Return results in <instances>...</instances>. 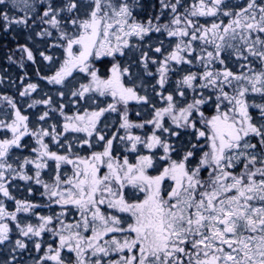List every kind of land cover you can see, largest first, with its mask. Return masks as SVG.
I'll list each match as a JSON object with an SVG mask.
<instances>
[{
  "label": "snow or ice",
  "instance_id": "6c2138e0",
  "mask_svg": "<svg viewBox=\"0 0 264 264\" xmlns=\"http://www.w3.org/2000/svg\"><path fill=\"white\" fill-rule=\"evenodd\" d=\"M221 3L222 0H192L183 13L178 12L176 4L171 5L173 18L163 28L169 37L180 40L162 61H152L160 65L157 69L160 77L158 85L164 88L170 62L193 63L186 58L196 52L193 42L212 44L216 39L224 41L229 34L233 40L239 34V39L247 45L251 56L260 60L261 69L257 71L248 67L247 74L243 71L244 65H241L239 74L227 67L223 71L210 70L209 65L214 60L224 64L219 59L222 45L217 43L215 52L208 51L206 57H196L204 65L205 71L202 74L190 72L177 81L176 96L169 93L165 97L162 92L159 93L165 106L154 107L152 119L143 124H134L128 119L129 101H148L147 96L137 93L135 86L129 87L123 82L122 77L129 70L113 63L110 75L102 78L99 70L90 64V58L110 56L115 59L117 54L123 55L124 48L129 47V37L143 39L153 30L160 32L161 26H153L151 20L147 24L136 21L127 0H119L118 3L114 0H93L94 6L87 18L70 19L75 29L73 32L63 30L61 13L77 10L76 0H67L59 7L54 0H50L42 15H39L42 23L59 30L65 53L56 72L45 79L49 83L63 85L74 70H79L86 73L90 80L72 91V97L83 98L86 93L96 91L100 95L110 94L113 98V103L107 108L84 115L66 116L64 131L83 132L91 138L97 132L100 117L106 111L116 112L117 105H123L120 129L125 130L126 135L119 139L129 142L133 152L137 151L138 145L148 150L162 148L164 156L159 159L165 161L167 166L158 175H149L148 170L155 167L152 154L138 155L135 163H130L125 156L121 162L113 156L116 134L106 140L103 151L92 152L89 157L72 158L69 154H58L50 150L44 137L52 136L58 142L59 134L53 135L43 128L30 132L29 117L22 115L12 99L4 97L14 109V116L10 123L0 120V128L12 133L10 139H0V193L11 198L10 174L25 181L33 180L34 177L24 171L28 165L34 166L35 183L42 184L41 170L49 167L48 161H54L56 176L51 185L43 184L45 194L50 199L54 198V203L62 208L74 206L80 214V219L75 223H65L59 219L66 214L62 211L55 217L39 216L38 225L16 224L24 237H40L47 230L52 231L58 239L56 247L49 244L45 254L35 264H47L48 261L66 264L62 255L65 249L75 254L70 264H104V259L112 253L117 254V259H109L108 264H264V123L254 122L249 112L250 107L259 108L260 119L264 121V104L250 105L247 99L250 92L264 96V0L261 3L248 0L247 6L239 11L224 12V16L232 17L226 25L221 21L205 27L194 22L195 17L217 16ZM17 4H23V18L15 19L7 12H0V19L9 24L27 25L28 20L37 15H29L36 5L30 0H12L13 8ZM0 5H5V0H0ZM254 32L256 35L253 38ZM39 35L50 36L51 33L45 30ZM186 37L190 39H184ZM21 50L27 54L28 60H33L30 49L21 46ZM155 51L162 53L160 47ZM237 53L243 59H248L239 49ZM41 56L45 60L53 59L43 53ZM143 63L147 69L146 58ZM197 80L202 81L198 86ZM197 87L211 88L215 94V112L211 116L206 117L201 111V106L212 100L211 95L207 98L202 93L199 98L193 95L191 102L178 107V98L182 102L186 90L191 89L195 93ZM229 88L232 89L231 94L227 90ZM36 89L37 85L30 83L20 95L27 96ZM34 103L50 105L51 98ZM62 109L61 105V115ZM48 115L47 111L44 112L39 120L44 121ZM165 117L170 118L176 128L190 127L196 130L198 138L205 139L206 144L200 146L202 155L195 167L191 166L190 161L194 158L197 145H193L179 159H172L176 149L156 134V130H160L169 135H178L164 127ZM198 122L202 125L200 129L196 127ZM145 124L154 126L151 135L142 138L132 134L131 129L144 128ZM52 128L54 132L55 125ZM29 134L36 138L38 144V148L32 149L36 154L35 159L24 158L13 168L12 164L7 163L9 150L13 146L19 147L21 139ZM252 136L259 137L262 150L258 154L257 145L248 142ZM97 138L98 141L106 139L99 134ZM82 144L91 147L89 139H84ZM204 147L207 151L203 150ZM71 148L72 145L68 144L69 153ZM63 164L73 166V174L64 180L60 172ZM238 164H243V168L240 173L234 174L232 169ZM102 167L107 168L103 174ZM202 171H207V177H202ZM166 179L172 182L168 188L163 186ZM128 186L142 194L143 198L135 194L126 198L125 189ZM102 206H106L108 211L103 210ZM35 207L27 201L17 200L16 210L9 212L0 202V242L8 240L10 227L6 220L17 221V213H27ZM54 219L59 221V229L48 227ZM15 243L13 251L27 247L22 240L18 239ZM35 249L40 251L42 244L36 242Z\"/></svg>",
  "mask_w": 264,
  "mask_h": 264
},
{
  "label": "rangeland",
  "instance_id": "374dc122",
  "mask_svg": "<svg viewBox=\"0 0 264 264\" xmlns=\"http://www.w3.org/2000/svg\"><path fill=\"white\" fill-rule=\"evenodd\" d=\"M30 2H34L36 7L32 9L31 12H29L30 16H33V14H37L33 16V19H29L27 25L24 24H17V23H11L9 26L6 27V30L8 31V34L10 35V44L12 46L11 55L8 56L6 53L3 54V51L0 55V120H4L8 122L9 120V113H11L14 109L10 104L7 103L3 98L8 97L12 99L17 108L20 109L22 115H26L29 117L28 120V127L31 131H36L38 129H47L49 132L53 133V135H58L59 137H62L59 142L60 145H64V150H66L68 142L71 137H73L70 134H64L65 131L63 129V125L66 122L65 117L71 116V108L69 107L70 104L74 105V103H78V108H97L99 105V101H108L106 98V95L104 98H98L99 92L93 91L90 93H86L85 97H72L71 92L76 91L79 88L80 84H86L87 81V74L82 73L79 70H74L73 75L71 77H68L66 79L65 84L63 85H56L49 83L47 79L42 77H49L53 75L56 70L59 68L60 64L63 62L64 59V48L61 46L63 44V41H61L59 37V30L56 28L51 27L50 25L44 24L39 19V15H42L44 9L46 8L47 4L50 2V0H30ZM114 2L118 3L119 0H114ZM128 4L130 5V10L132 12L133 18L138 21L142 22L144 24H147L149 20H151L153 26H161V31H151L149 32L143 39H140L139 37H129V47L124 48L123 55L117 54L115 59L110 56H101V57H94L90 58V64L96 68L98 66L105 67L107 70H110L113 63H118L120 67L127 68L129 72L132 73L131 80H126V78L123 76L122 80L125 83L126 86H129V84H135L136 83V91L141 96H147L149 98L150 92H151V84L157 83L159 80V73L157 69L159 68V63H152L153 60L155 61H162L165 56L168 55L169 52H171L176 43L179 42L180 38L178 37H169L167 35L166 30L163 28L164 25L170 24L171 19L173 18V13L171 10V5L176 4L177 10L179 13H183L185 8L188 7L192 0H179V3H177V0H127ZM54 3L59 7L63 6L67 3V0H54ZM76 3L78 5L77 10H74L72 13H68L67 11L61 13V24L63 27V30L68 32H73L75 29L72 27L70 23L71 18H79V19H85L87 18L88 13L92 10L93 0H76ZM248 3V0H222L220 10L215 17L211 16H200L195 17L194 22L198 23V19L204 18L207 22H213L217 19L221 20H229L232 17H226L223 15L224 12L227 11H239L240 8L246 7V4ZM6 5V6H5ZM5 5H0V12H7L10 17H13L15 19H21L24 17L25 13L21 11L23 8V4H17L15 8H13L12 0H5ZM164 5H168V7H165ZM159 17V19H157ZM164 19L168 21H164ZM199 24V23H198ZM206 24V23H205ZM4 20L0 19V29L4 28ZM66 25V27H64ZM50 32L51 35H39V33H42L44 31ZM254 38V37H253ZM184 39H190V37H186ZM222 45V49L226 51L233 52L234 56L231 54L224 56V58H219L224 61V64L222 66H227L230 69L241 72V65H244L243 71L245 74H247L248 67H252L253 63H251L252 60L243 61L239 59L240 56H238L237 50H241L242 47H245L243 41L239 39V34H237V38L233 40L231 38V34L225 37L224 41H220ZM113 43L115 41L113 40ZM21 45L26 46L28 49H30L33 52V60L26 58H21L20 56H23L20 52ZM203 45V46H202ZM207 43H202L201 41H195L193 42V47L196 49V52L192 55H188L186 58L193 61L192 64H187L186 67L184 66V63L177 64L173 67L175 69L172 70L170 73L171 78H174L175 80H168L170 82L169 88L174 93L176 84V77L177 73H184L188 74L190 72L195 73V68L197 66L204 67V65L196 59V57H199L201 55L206 57V53L209 49L206 48ZM231 45V47H229ZM157 47H160L162 49V53H157L155 49ZM259 47V46H257ZM220 49V50H222ZM2 50V49H1ZM78 50V49H77ZM38 53H44L47 52L46 56H51L53 59L51 61L45 60L44 58H40L35 55L36 52ZM146 54V57H145ZM244 56H246L244 54ZM147 59V69H145L143 60ZM219 60H214L213 62L218 63ZM174 63V62H173ZM7 65L9 69H5L4 65ZM181 65V66H180ZM46 67L51 69V73H46L44 76L40 77V74L38 73L37 69L40 67ZM255 66V65H254ZM259 71L260 69H256ZM22 71V74L20 73ZM154 72L155 79H151V73ZM204 72V71H203ZM203 72H197V74H202ZM9 73V75L7 74ZM179 73V74H180ZM168 75V74H167ZM150 77V78H149ZM9 78V79H8ZM11 78L16 79L17 82L11 83ZM36 84L37 89L34 92H30L27 96H21L20 93L24 91L26 86L28 84ZM202 83V81L197 80L196 84L197 86ZM133 86V85H132ZM235 86V82H234ZM211 89V88H208ZM203 89H200L197 87L196 92L193 93L191 89L186 90V96L189 99L193 98V95L196 97L200 96ZM204 91H208L207 89H204ZM63 92L64 95L61 96L60 93ZM9 93L11 94L10 97ZM199 93V94H198ZM211 93V92H210ZM206 94V93H205ZM208 95V94H206ZM51 98V104L50 105H44L42 103H34L35 101H42L44 99ZM157 98H155L156 100ZM247 99L251 102V104L260 105L264 104V96H261L260 93H249ZM98 102V105H95L94 102ZM154 101V100H153ZM152 101V102H153ZM158 103V102H157ZM61 104L63 106V115H61ZM132 101H129L127 105V112L128 115L135 116V114H138V116H143L147 118L146 115H148V104L147 102H138L136 101V104H132ZM29 105H32L29 107ZM256 108V107H255ZM259 110V108H257ZM48 112L49 115L44 121H40L39 117L44 113ZM68 111V112H67ZM124 111V107L122 112ZM114 115L112 112H109V119L111 121H115L116 117H113ZM254 122L257 124L264 123L260 118L253 119ZM109 124H112V122H109ZM115 124V123H113ZM143 124V123H140ZM55 125V131L53 132L52 126ZM148 124H145V128ZM165 125V123H164ZM149 126V125H148ZM147 129V128H146ZM132 130V129H131ZM171 130V129H170ZM189 131L192 130V128H188ZM158 130H156L157 132ZM187 131V133L179 132L178 135H170L175 136L178 138L180 136H183L182 139V146L187 147V150L192 149L193 145H197V138L195 134L190 133ZM134 133L140 134L143 136V133L146 132L145 129L139 128V133L136 131H132ZM175 133V131H174ZM12 136V134H11ZM64 136V137H63ZM75 136V135H74ZM125 136V135H122ZM160 136H164V134H160ZM186 137H189L186 142ZM9 139L7 130L4 128H0V139ZM82 140L84 139V136L82 135L80 137ZM88 137H86L87 139ZM177 140V141H178ZM259 142V140H257ZM44 142L49 145V148H56L57 140H54L52 136L44 137ZM65 142V143H64ZM126 140L121 141L119 139V143L123 146L127 145ZM72 148H73V144ZM82 141L79 143V141H75V149L77 147L82 146ZM115 145V143H114ZM131 146V145H130ZM38 148V144L36 142V138L32 135H25L21 139L20 146H13L9 150V156L7 158V163L12 164L13 168H16L19 163H22L24 158L34 159L35 153H33L32 149ZM259 153L261 151H258ZM196 150H194V158L190 161L191 166L195 167L196 165ZM258 154V153H257ZM51 164V163H49ZM259 166V165H257ZM24 171L28 174L33 176V180L26 181L27 184L22 183L25 182L23 179H20L19 177H15V174H10L9 179V193L11 198H6L3 196L2 193H0V202H3L6 209L9 212H14L16 210V201H27L29 203H32L31 201H36L39 194L43 195L45 194V189L42 184H36L35 183V169L33 165H28ZM233 171V170H232ZM234 172V171H233ZM55 174L54 167L49 165L48 168L41 170V181L43 179H48L49 181H52V176ZM202 175V174H201ZM204 175H208L207 171L204 172ZM171 182L170 180H168ZM169 185L166 184V188H168ZM38 194V195H37ZM34 204V203H32ZM36 205V204H34ZM53 205V204H51ZM37 206V205H36ZM38 207V206H37ZM35 207L31 211L25 213V212H19L17 213V221H11L10 219H7L6 222L9 223L10 232L8 234V240L0 242V264H35L37 260H39L40 256H43L44 254L40 253L35 249V243L40 242L38 240L39 237L35 236H29L24 237L19 232V230L16 227L17 223H20L21 225H25L28 223H31L33 225H38L40 223L38 217L39 216H51L49 215L48 211H50V208H43V211H37L40 208ZM52 207V206H51ZM77 218V220H79ZM75 220V222L77 221ZM70 223H73L74 221H69ZM50 229H58L57 226H55V221L51 225H49ZM54 227V228H53ZM44 233H49L48 237L50 239H55L54 241L58 243V239L52 235V231H45ZM87 235H90V233H87ZM110 238V237H106ZM22 240L27 247L25 249H17L16 251H13V249L16 247V240ZM46 251V250H45ZM45 253V252H44ZM66 260V264H70L71 260L75 259L74 253H69L67 249L64 250L62 253ZM13 257L15 259L13 260ZM117 259V254L112 253L108 258L104 259V264H108V260ZM47 264H54L52 261H48Z\"/></svg>",
  "mask_w": 264,
  "mask_h": 264
},
{
  "label": "flooded vegetation",
  "instance_id": "af4514ba",
  "mask_svg": "<svg viewBox=\"0 0 264 264\" xmlns=\"http://www.w3.org/2000/svg\"><path fill=\"white\" fill-rule=\"evenodd\" d=\"M261 2H262V0H257V3H261ZM246 6H247V4H246ZM221 21L225 25L228 24L227 20H221V19L220 20L217 19V20H215L213 22H207V21H205L204 18H200V19H198L197 22L199 23V25H202V26H205V27H210V25L212 23H220ZM7 26H9V23H6L4 21V25H3L4 28L0 29V55H1L2 51H3V54H5V56H6V53L8 54V56H10L11 55L12 46H11V44L9 42L10 41V35L8 34V31L6 30ZM238 33H239V30H238ZM255 35H256V33L254 32L253 33V37H255ZM262 38H264V35H262ZM201 42L204 43V41H201ZM217 43L218 44L221 43L219 39H216L215 43H212V44H208L207 43L206 48L209 49L208 51L215 52V44H217ZM240 51L243 52V54H245L248 57L247 60H252L251 63H253V66H252L253 68L261 69L262 65H261L260 60L251 56V54L247 51V46L242 47V49ZM20 52L22 53V50ZM46 53L47 52H44L43 54H46ZM229 54L232 55L234 53L231 52V51H226V50L222 49V50H220V57L219 58H224V56L226 57V55H229ZM35 55L40 57V58H43L41 56V53L36 52ZM232 56H234V55H232ZM21 58H24V60H25V58H26L25 52L23 53V56H20V60H21ZM239 59H241L243 61H247V60L243 59L242 57H239ZM175 65H176L175 62L174 63L170 62V64H169L170 71H169V73L167 75V82H166V84H165L163 89L160 88L158 83L151 84V92H150L151 96H149L148 101H147V104H148V115H146L147 118H145L143 116H140V115L138 116V114H135V116L128 115V119L131 122H133L134 124L144 123L145 121L152 119V116L154 114V107L155 108H160V107H164L165 106V102L163 100H161L160 95H158L159 93L162 92L163 96H165V97L169 93H172L174 96L177 95L176 91H174V93L171 91V89L169 88L170 82H168V80H170V79L171 80H175L174 78H171V76H170V73L172 72V70L175 69V68H173ZM222 65L223 64H220L219 61H218V63L217 62H213L212 64L209 65V69L210 70H214V71H216V70L223 71V69L225 67H227V66H222ZM4 67H5V69H7V68L9 69V67L6 64L4 65ZM183 67H186V63H184ZM227 68L230 71H232L233 73L239 74V72L234 71V70L230 69L229 67H227ZM95 69L99 70L98 74L101 75L102 78H107V76L110 75V70H107L105 67L98 66ZM194 70H195V73H196V71L197 72H203V71H205V67L197 66ZM37 71L40 74V77L44 76L46 73H48V74L51 73V69L50 68H46V67H43V66H40L37 69ZM20 73L22 74V71ZM179 73H177L176 84H177V81L181 80L182 77L184 75H186L184 73H180V74ZM7 74L9 75V73H7ZM155 75L156 74L154 72H152L151 75H150L151 79L152 78L155 79ZM124 77L126 78V80H131L132 73L128 71V73L125 74ZM43 78H45V76L42 77V79ZM89 80H90V77H87V81L88 82H89ZM15 82H17V80H15L13 82L12 78H11V83L15 84ZM132 85L136 87V83L135 84H132V83L129 84V87H131ZM176 88L177 87L175 86L174 90ZM207 90L208 91H204V89H203V91L201 92L205 98H207L210 95L212 96V100L211 101H209L207 104L201 106V111L204 112L206 117L211 116L215 112V104H214L215 94H214L212 89H207ZM227 90L231 94L232 89L229 88ZM205 93L208 94V95H206ZM199 95H201V94H199ZM9 96L12 97L10 93H9ZM104 96L105 95H100L99 94L98 98H104ZM106 96L109 97V98H106L108 101H106L105 99L102 102L97 100L99 102V105H98V102L95 101L94 102L95 105H98V106H97V108H93V109L78 108L79 107L78 103H74V105L70 104L69 105L70 109L73 107L71 109V116L76 115V114L84 115L86 112L90 113V112H93V111H99L100 108H107V106L109 104L113 103V98L111 97L110 94H106ZM155 98H157V99L155 100ZM197 98H199V97L197 96ZM191 100L192 99H189L187 96H185L183 101L180 102L179 98H178V107L179 106H183L184 103L191 102ZM262 101H264V100H262ZM248 102H249L250 105H252L249 100H248ZM132 104L135 105L136 101H132ZM132 104H131V106H132ZM59 105L61 106V104H59ZM123 107H124L123 105H117V111L116 112L106 111L100 117V119H99V121L97 123V132L94 133L91 138H89V137L87 138V139L90 140L91 147H89L88 145H84L83 144L82 146H79V147H77V149H75V147H74L75 146V141L77 140L80 143L81 141L86 139L87 134L83 133V132H75V131H71L70 130V131L65 132L64 134H70V135L73 136V137L70 138V140L68 142V144H73V148H71V153L68 152L67 148H66V150H64L63 147L58 145L60 141L55 143V145L57 144L56 148L50 147V150L54 151V152H57L58 154H61V155L69 154L72 158H75L76 156L89 157V156H91L92 152H101V151H103L104 144L106 143V140L107 139H111L113 137V134H116L117 138L113 141V156L114 157H118L119 160L122 162L124 157L126 156L130 163H135L136 162V158H137L138 155H149V154H152V155H154L155 167L152 168V169H149L148 170V174L149 175H158L159 171H161L163 169V167L167 166L165 161L159 159L160 157L164 156V152H163L162 148L158 147V148H155V149H152V150H148V149L144 148L142 145H138L137 146V151L133 152L131 150V146H130L131 144L130 143H127V145H125V146H123L121 144H118L119 143V137L122 136V135H126L125 130L120 129V123H121L120 114L122 113ZM109 112H112V114L114 115L113 117H116L115 121H111V119H109ZM249 112L252 115L253 119L260 118L261 113H260V110H258L257 108L250 107L249 108ZM9 114L10 115H9L8 122L10 123L12 118H13V116H14V110L11 113H9ZM107 120L109 122H112V124H109L107 122ZM113 123H115V124H113ZM164 123H165L164 127L171 129L170 132H173V133H174V131H175V133H178V134H179V132L187 133V131H189L188 128H179V129L176 128V126L172 124L170 118H168V117H165ZM196 127H197V129H200V128H202V125L198 122ZM146 128L145 127L143 128V129L146 130V132L143 133V136H141L140 134L132 132V131L138 132L139 128H133L131 130V132H132V134L139 135V136H141L143 138V137H145L147 135H151L153 130H154V126L153 125H149V126L147 125ZM118 129H119V131H118ZM190 133L195 134L196 138H197V143L198 144H197V148L195 149L196 150L195 157H196V163H197L198 160L200 159V156L202 155V152L200 151V146L205 145L206 141H205L204 138H198L197 137V132H196L195 129H192L191 131H189V134ZM7 134H8V137L10 139L11 138V134H12L11 131L7 130ZM98 134L99 135H104L105 138H106L105 141H98V138H97ZM156 134L157 135L164 134V136L163 137L161 136V138L165 142H167L170 145L174 146V148L176 149V151L174 153H172V159H179L184 154V152L188 151L187 147H183L182 146L183 136H180L179 140H178V138H176L175 136H170L169 133H163L160 130H158L156 132ZM82 135L84 136L83 140L80 138ZM61 138L62 137H59L58 140H60ZM188 138L189 137H186V142H187ZM5 139H7V138H5ZM257 140H259V137L252 136V137H250L248 139V142L252 143V144H256L257 145L256 153H259L258 151H261L262 149H261V146H260V144H259V142ZM114 143H115V145H114ZM203 150L207 151V148L204 147ZM49 163H51V164H49ZM48 164L54 167L55 174L52 176V181H49L48 179H46V180L43 179L42 183L43 184L47 183V184L51 185L54 182V179H55V176H56V167H55V162L54 161H48ZM242 168H243V164H238L232 170L234 171V174H238V173H240ZM106 171H107V168L106 167H102L101 174H103ZM60 172H61V179L62 180L67 179L68 177H70L73 174V166L72 165H68V164H63V165H61ZM204 172L205 171L201 172L202 177H207V175H204ZM22 183H23V185L27 184L26 181L25 182L22 181ZM171 183L172 182H169L166 179L165 182H164V185H163L164 188H166V184L170 185ZM125 192H126V198H127L128 195H131V194L139 195L140 198H143L142 194L136 192V190L133 189L131 186H128L125 189ZM31 202L36 204L38 206L37 208H40L37 211H41V213L43 211V208H47V209L50 208L51 210L48 211V213H49V215L54 216V217L57 214L61 213L62 211H65L66 214L59 217V219H62L65 223H70L69 221H74L73 223H75V220H77V218L80 217L79 211L74 206L68 205V206H65L64 208H62L60 205H57L56 203H54V198L50 199L47 194H43V195L39 194L37 200L36 201H31ZM51 204H53V205H51ZM102 209L105 210V211H108L106 206H102ZM121 215H126V214H121ZM54 221H55V226L54 227L57 226V228L59 229V227H60L59 221L55 220V219H54ZM48 227H50V226H48ZM48 234L49 233H44L43 232L42 235L38 238V240L42 244V249L39 251L42 254H45L44 252H45V250H47V247H48L49 244H52L53 247H56V245L58 244L57 242L54 241L55 240L54 238L50 239L48 237ZM52 235H53V232H52Z\"/></svg>",
  "mask_w": 264,
  "mask_h": 264
},
{
  "label": "trees",
  "instance_id": "16d2710c",
  "mask_svg": "<svg viewBox=\"0 0 264 264\" xmlns=\"http://www.w3.org/2000/svg\"><path fill=\"white\" fill-rule=\"evenodd\" d=\"M164 21H168V20L164 19ZM34 52H36V51H34ZM15 80H16V79H14V78L12 79L13 82H14Z\"/></svg>",
  "mask_w": 264,
  "mask_h": 264
}]
</instances>
